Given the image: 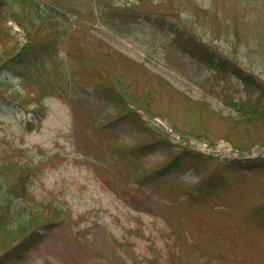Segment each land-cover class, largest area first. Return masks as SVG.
<instances>
[{"label":"rangeland","instance_id":"1","mask_svg":"<svg viewBox=\"0 0 264 264\" xmlns=\"http://www.w3.org/2000/svg\"><path fill=\"white\" fill-rule=\"evenodd\" d=\"M81 1L49 27L0 0V166H26L0 220L51 223L0 264H264V117L239 110L264 95L238 76L264 86V0Z\"/></svg>","mask_w":264,"mask_h":264},{"label":"trees","instance_id":"2","mask_svg":"<svg viewBox=\"0 0 264 264\" xmlns=\"http://www.w3.org/2000/svg\"><path fill=\"white\" fill-rule=\"evenodd\" d=\"M8 4L10 3V6L13 7L14 5H20L23 9L26 11L29 10L31 14H29V25L33 26L35 25V20H38L40 23L46 22V24L49 27H54L56 23V19L58 16L60 18L58 19H64L63 17H66L63 12L58 11L59 14L55 12V9L57 7L59 8H68V9H74L77 14L82 13L85 10H87V7L82 4L81 0H5ZM92 1H98L101 2L102 0H92ZM107 1L110 0H103V7L106 8L105 5ZM109 8V7H108ZM115 9V8H114ZM73 11V10H72ZM61 14V15H60ZM59 21V20H58ZM177 45L183 50L184 52L189 53L191 56L197 58L200 61L206 62L211 65L212 60H208L205 58V54L195 51L198 49V45H189L188 43H181L178 42ZM16 59V58H14ZM12 61L11 64H15L16 61ZM228 63V66L230 67V70L235 73V67L231 63V61L226 62ZM225 67V62L222 61V65ZM224 70V69H222ZM237 74V73H235ZM238 75V74H237ZM241 80L243 81L244 85H246L249 89H257L259 90V93L256 97L257 101L260 99L262 100L264 95V86L258 85L256 82V78H251L246 75H242L241 72L238 75ZM6 78H0V82L7 83ZM119 95L116 92L110 90L108 97L111 98H117ZM254 103V102H251ZM125 106V105H124ZM128 108L127 113L133 114L136 119H139V116L133 111L132 108L125 106ZM240 112L242 115L248 114L246 118H255V117H264L263 113H258L256 105L250 104L249 108L239 107ZM258 115V116H257ZM140 122H142L140 120ZM0 166V193L3 192L4 188L6 187V183L8 182V179L14 178V181L17 183L14 185H17V188H24L25 182L22 180V178L25 176L23 171L25 170L26 166L21 165L19 166L15 162L7 161ZM23 168L24 170H22ZM20 186V187H19ZM25 189V188H24ZM46 207V206H45ZM49 208V207H47ZM47 210L38 208V209H30L27 211H24L21 214H13L10 219L0 220V247L8 244V243H16L18 241V244L24 243L32 238V236H40L42 233H39L40 228H44L51 224L49 222V216L47 215ZM52 214L53 218L57 219L59 217V213L56 211H53ZM46 213V214H45Z\"/></svg>","mask_w":264,"mask_h":264}]
</instances>
